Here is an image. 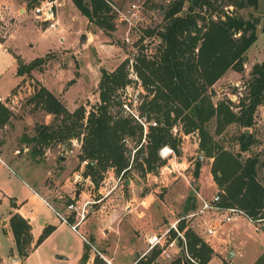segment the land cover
Returning <instances> with one entry per match:
<instances>
[{"label": "rangeland", "instance_id": "obj_1", "mask_svg": "<svg viewBox=\"0 0 264 264\" xmlns=\"http://www.w3.org/2000/svg\"><path fill=\"white\" fill-rule=\"evenodd\" d=\"M10 1L15 6L12 12L14 15L6 6L0 8L4 15V19H0V41H4L13 29L14 20L21 17L18 13V8L21 6L25 7L31 19L37 20L43 28H50L52 20L43 21L37 17L35 8L46 1H52L55 5L60 3L54 8L55 17H57L59 10L69 6L70 2L74 4L73 0ZM63 1L65 4H61ZM169 1L112 0L113 10L117 16V27L112 32H106L91 23L87 25V17L78 8H76L78 18L71 25L74 28L72 31L68 27L65 29L70 33L62 34L58 30L46 33L30 22L21 23L19 19L17 20L20 21L17 29L8 41L9 46L13 49L16 48V55L9 50L8 54L0 52V95L4 96L11 92L6 99V102L9 103L8 106L3 103L1 105L12 112L9 122L0 127V152H3L2 154L9 162L16 154L14 158L19 161L21 167H24L25 172L31 173L32 180L37 183L43 182L44 190L48 191L47 188H49L51 198L58 200L57 207L63 213L69 214L65 205L75 202V207L80 212L77 214L79 218L84 214L87 226L94 227L97 231L101 230V233L96 232V240L100 237L99 239L104 242L105 247L110 246L106 243L107 241H115L113 253L116 254L119 249L131 246L130 264L140 263L138 260L140 253L136 254V251L141 250V253H144L147 248L146 240L150 235L172 227L177 220L183 219L199 207L198 193L206 198L215 193V189H213L215 180L210 169L213 159L200 152L197 133L184 135L179 127H174V133L181 137V155L173 151L165 156L168 151L164 152L161 148L159 155L165 159L166 164L156 171L144 173L134 166L127 175L118 177L112 173L113 169H108L98 188L91 180L85 181L77 177L76 181L75 171L80 167V140L73 138L61 143L52 141L50 145L43 148L39 146L34 148V143H30L29 140L38 134L40 126L57 125L61 122V117L55 118L53 114H49L32 97L43 85V81H46L51 87L48 89L59 93L62 97L65 96L69 106L73 105L74 100L78 97L76 103L79 106L84 104L87 112L90 111L100 100L98 83L102 75V68L112 71L124 59H133L143 43L148 45V48L154 49L159 41L158 38H146L144 42H141L139 36L146 28H155L163 24L164 7ZM134 5L136 6L134 7ZM66 10H68V14L75 12L70 8ZM240 13L245 18H250L252 14L260 17V21L255 24L258 39L245 55L247 60L244 61V71L237 72L234 69H229L210 88L214 102L230 98L238 104L240 98L249 91L248 84L253 65L264 60V15L252 8L243 9ZM258 25L260 27H257ZM78 29H80L79 32ZM48 50L50 52L44 55ZM43 55L47 61L33 69L31 73L19 76L17 83L16 56L31 61ZM135 76L132 72L131 84L119 89L117 94L125 102L124 105H128V107H122L123 113L137 118L133 112L139 114L138 107L145 90L140 80ZM72 79L75 81L69 84L68 82ZM12 94H16L18 100L12 102L10 100ZM62 97L60 100H63ZM120 109L118 105L113 107V111ZM214 127L215 121L210 125L212 130ZM245 129L242 130L238 125H231L217 138L226 148L238 152L240 150L238 137ZM248 129V132L254 135L256 142L250 152H243V156L246 157L250 153L260 154L262 162L259 173L264 175V105L257 108L255 124ZM147 132L148 126L147 131L144 130V134ZM126 144L131 150V155H134L135 147H140L133 139H127ZM201 154L203 155L200 161L202 165L197 176L195 173L196 163ZM13 165L16 166L15 163ZM0 173L5 174L6 172L0 169ZM82 191H85L87 196L84 195L85 199L78 203L77 200L82 197ZM184 221L186 228L193 229L210 245H215L218 241V236L208 237L205 235L203 227L197 226V222H200L199 219L188 220L187 218ZM235 224L237 225L233 233V244L244 250L247 258L254 253L257 245L264 244V230L256 232L254 227L242 217L225 224L223 229L227 231ZM178 225L179 222L176 226L178 227ZM81 231L90 239L85 230ZM94 245L99 251L104 250L99 245ZM179 256L183 258L185 253L180 251L176 254V257ZM153 262L155 264L170 263L162 258H156ZM212 264H220L218 257L213 260Z\"/></svg>", "mask_w": 264, "mask_h": 264}, {"label": "trees", "instance_id": "obj_2", "mask_svg": "<svg viewBox=\"0 0 264 264\" xmlns=\"http://www.w3.org/2000/svg\"><path fill=\"white\" fill-rule=\"evenodd\" d=\"M73 2L89 23L106 32L116 30L117 16L112 0ZM258 4L259 0H170L164 7L163 24L146 28L139 36L141 42L158 38L154 49L143 43L133 59H124L112 71L102 68L98 83L100 100L90 111L87 112L84 104L70 111L47 87L42 85L37 89L33 100L55 118L61 117V122L40 126L30 143H34V148H43L52 141L61 143L77 138L81 141L79 159L86 162L83 176L89 177L98 188L108 169H113L120 177L134 166L144 173L156 171L166 164L159 155L165 146L181 155V137L173 131L174 127H179L183 134L197 133L200 152L213 159L211 173L221 192L220 204L237 207L253 217L264 216V184L258 176L260 154L243 156L256 142L254 135L242 131L238 137V152L229 150L217 138L231 125H238L242 130L254 126L255 112L264 105V60L253 65L249 91L238 104L230 98L214 102L210 92L229 69L244 71L245 55L258 39L255 24L260 17L252 14L245 18L240 11L257 10ZM16 58L18 76L31 73L47 61L44 56L29 63L20 56ZM132 72L145 90L138 116L147 123L146 134L141 121L123 113L125 102L117 94L119 89L131 84ZM115 105L121 109L113 111ZM11 116L12 112L0 103V127L6 125ZM213 121L214 130L210 128ZM127 139L140 145L135 147L134 155L126 144ZM196 165L198 176L202 164L197 161ZM75 215V212L69 215L70 223L75 221ZM10 226L19 253L27 256L32 242L30 223L20 213H14ZM178 229L184 232L186 250L195 260H189V264H208L214 254L212 246L193 229L186 228L184 219L179 220ZM52 231L53 227H47L37 244ZM176 235L172 229L171 236ZM159 252L154 250L141 264H151ZM88 258L85 252L82 261ZM182 261L179 256L169 264ZM253 264H264V252Z\"/></svg>", "mask_w": 264, "mask_h": 264}, {"label": "crops", "instance_id": "obj_3", "mask_svg": "<svg viewBox=\"0 0 264 264\" xmlns=\"http://www.w3.org/2000/svg\"><path fill=\"white\" fill-rule=\"evenodd\" d=\"M61 4H65V1H63ZM4 6H6V8H9L11 13L13 12L15 7L10 0H0V8H5ZM67 8H70L71 11H73L74 9L75 12H72V14H68V10H66ZM76 8L77 7L70 2L69 6L64 7L63 9H61V11H58L57 17H55L56 27L59 26L58 28H43L37 20H33L29 17L24 6L18 8V13L21 16L19 17L21 23L30 22L36 28L42 29V31L46 33L55 32L56 30H58L59 33L63 34L70 33L68 32V30H65L67 27L68 29L70 28L71 31L74 28H72L71 25L72 22L78 18L76 13L78 10H76ZM257 10L259 11V14L264 15V0H259ZM69 16H71V19H69ZM254 16L256 17L257 15ZM1 18L4 19V15L0 10V19ZM19 19L14 20L13 23H15V25L13 29L9 32L4 41H0V52H2L3 54H8L9 50L16 55V48L13 49L11 46H9L8 41L15 33V30L17 29V26L20 22L17 21ZM86 23L88 25V18ZM73 26L75 25L73 24ZM86 28L87 26L85 27V30ZM77 31L79 32L80 29H78ZM63 49L66 48L63 47ZM49 52L50 51L48 50L44 55ZM23 60L27 63L32 61H26L25 59ZM17 66L18 63L16 58V70ZM17 77L18 83L19 76L17 75ZM43 85L47 88L50 87L46 81H43ZM51 92H53L59 99L62 97L61 95H59V93H55L54 91ZM10 93L4 95L3 97H6ZM62 98L63 100H61L65 102L64 104L70 111H74L79 106V104L76 103L78 97L74 100V104L71 106L67 104L65 96H63ZM197 144L199 146V142H197ZM2 153L3 152H0V169L5 170L6 175L0 173V264H94L95 261L97 264H130L132 254L131 246H127L124 249H119L117 251L118 254L113 253L112 250L115 248L114 240L107 241L106 243L110 244V246L105 247L104 242L100 241V237H98L97 240L95 238L96 232L101 233V230L97 231L94 227L87 226L85 217L83 219L79 218L77 214H80V212L77 210L76 212L75 210L68 209V204L65 205V209L70 213H63L59 209V207H57V204L59 203L58 200L55 198H51V192L49 188H47L48 191L44 190L45 186L43 182L37 183L36 181L32 180L31 173H29L28 171L25 172L24 167H21L19 161L14 158L16 154L13 155V159L9 162ZM13 163H15L16 166H14ZM83 163L86 162L80 161V167L75 171V175H77L76 181L78 180L77 177H80L85 181L91 180L89 177L83 176V168L85 167ZM211 165L212 162L210 166ZM112 173L115 174L114 170ZM258 176L264 184V175H260V173L258 172ZM213 189H215V193H213L209 198L213 197L214 194L220 191L216 182L214 183ZM84 195L87 196L86 192L82 191V197L78 198V203L85 199V197L83 198ZM45 200L48 203L45 202ZM57 212H61L68 217L72 212H75V221L72 224L77 225L78 231L73 229L70 224L62 221ZM14 213H20L27 219V221L31 225L32 242L27 256H22L19 253L15 237L10 226V218ZM236 225L237 224L229 227L227 231L223 229L218 236L219 238L216 244H211L212 248L214 249V254L208 264H212L213 260L216 257H218L220 264H253L257 260V258L264 252V244L257 245L254 249V253L246 258V252H244V250H242L241 248H237V246L233 244V233L235 232ZM49 226L53 227V231L40 244H37L38 239L43 234L44 230ZM81 230H85L90 236V239H88ZM86 239L94 247V244H96L104 248L102 253L105 255L106 259L110 261V263L100 257L97 252L90 246V244L87 243ZM85 252H88L89 258L87 261L83 262L82 257ZM138 253H140V257L138 260H140L139 264H141L142 261L147 259L148 255L141 258L143 252L141 253V250H138L136 251V254ZM135 263L136 262H134V264Z\"/></svg>", "mask_w": 264, "mask_h": 264}, {"label": "built area", "instance_id": "obj_4", "mask_svg": "<svg viewBox=\"0 0 264 264\" xmlns=\"http://www.w3.org/2000/svg\"><path fill=\"white\" fill-rule=\"evenodd\" d=\"M60 3H53L52 1H46L43 2L42 5L37 6L35 8V12L37 14V17L42 19L43 21H51V27H56L55 23V6H59ZM136 5H134L135 7ZM136 77V76H135ZM7 96L3 97L0 95V103H3L8 106V102H6ZM10 100L14 102L15 100H18V96L16 94L10 95ZM124 106L128 107L127 104ZM133 114L143 123L145 127V131H147V124L144 123L139 116L133 112ZM152 125H156V122H151ZM167 148L169 151L165 154V156L173 153V149L169 146L163 147V150ZM200 202L199 207L183 217V219L190 220L191 218L199 219L200 222H197L198 227H203V231L205 235L208 237H217L223 230L225 224H228L232 222L234 219L242 217L248 221L249 224H251L254 227V230L256 232L264 230V216L259 217H253L249 215L247 212H245L242 209H239L237 207H225L220 204L221 201V192H217L213 195L211 198H206L198 193ZM45 202H47L45 200ZM48 203V202H47ZM68 209L77 210V207H75L74 203H70L68 205ZM59 217L62 219V221L70 224L73 229L77 230V225L72 224L68 221V216L57 212ZM85 216L84 214L81 215V218L83 219ZM180 220V219H179ZM179 220H177L176 224H178ZM176 224L172 225V227L160 231L158 233H154L150 235L147 238V249L142 254V257H145L146 255H150L154 250H159V254L157 258H162L163 260L167 262H172L176 258V254L179 251H184L185 256L183 257V261L181 264H189V260L192 262H195V260L190 256V254L186 250V239L184 236V232L179 231ZM174 229L177 232V235L175 237L171 236V230ZM179 237L183 239V245H179ZM87 243L89 241L86 239ZM90 246L97 252V254L102 257L104 260H106L108 263H110L109 260L106 259L105 255L96 249L91 243H89ZM140 258V259H141ZM137 264V262L135 263ZM151 264H155L152 262Z\"/></svg>", "mask_w": 264, "mask_h": 264}, {"label": "water", "instance_id": "obj_5", "mask_svg": "<svg viewBox=\"0 0 264 264\" xmlns=\"http://www.w3.org/2000/svg\"><path fill=\"white\" fill-rule=\"evenodd\" d=\"M187 12L186 9L183 10V14H185ZM257 27H260V25H258ZM244 60H247V57L244 58ZM249 129H245V132H248ZM203 158V155H199L198 156V160L201 161ZM179 245L182 246L183 245V239L181 237H179Z\"/></svg>", "mask_w": 264, "mask_h": 264}, {"label": "bare ground", "instance_id": "obj_6", "mask_svg": "<svg viewBox=\"0 0 264 264\" xmlns=\"http://www.w3.org/2000/svg\"><path fill=\"white\" fill-rule=\"evenodd\" d=\"M167 151H169V150H168L167 148H165V149H164V152H167Z\"/></svg>", "mask_w": 264, "mask_h": 264}]
</instances>
